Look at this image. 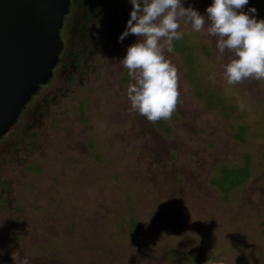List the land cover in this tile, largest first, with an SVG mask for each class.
<instances>
[{"label":"rangeland","instance_id":"obj_1","mask_svg":"<svg viewBox=\"0 0 264 264\" xmlns=\"http://www.w3.org/2000/svg\"><path fill=\"white\" fill-rule=\"evenodd\" d=\"M181 3L207 17L213 0ZM132 7L69 3L51 78L0 136V264H264V79L229 85L232 53L182 19L176 109L149 122L120 62ZM223 168L246 175L222 191Z\"/></svg>","mask_w":264,"mask_h":264},{"label":"clouds","instance_id":"obj_2","mask_svg":"<svg viewBox=\"0 0 264 264\" xmlns=\"http://www.w3.org/2000/svg\"><path fill=\"white\" fill-rule=\"evenodd\" d=\"M130 3L133 6L130 18L118 40L122 42L132 34L137 41L128 46L120 62L134 80L127 88L131 109L149 122L171 119L176 109L179 77L176 67L165 58V49L171 51L173 40L183 38L178 31L182 19L195 32H200L207 23V33L216 38L218 51L232 53L224 68L229 85L247 78L264 79V19L256 18L254 7L248 12L242 10L248 0H213L206 9L207 17L191 6L184 7L181 0H130ZM12 259L29 264L19 253L12 254ZM206 264L218 261L208 259Z\"/></svg>","mask_w":264,"mask_h":264},{"label":"water","instance_id":"obj_3","mask_svg":"<svg viewBox=\"0 0 264 264\" xmlns=\"http://www.w3.org/2000/svg\"><path fill=\"white\" fill-rule=\"evenodd\" d=\"M69 0H0V136L50 77Z\"/></svg>","mask_w":264,"mask_h":264},{"label":"trees","instance_id":"obj_4","mask_svg":"<svg viewBox=\"0 0 264 264\" xmlns=\"http://www.w3.org/2000/svg\"><path fill=\"white\" fill-rule=\"evenodd\" d=\"M93 0H69L70 4L73 3H85L89 4ZM88 15V12L85 13V16ZM179 48V46H177ZM238 136H241L240 134ZM246 175L245 170H227L225 168L222 169L221 176L218 179L217 186L220 190H228L230 187L234 186L235 184H238L241 179L244 178Z\"/></svg>","mask_w":264,"mask_h":264},{"label":"flooded vegetation","instance_id":"obj_5","mask_svg":"<svg viewBox=\"0 0 264 264\" xmlns=\"http://www.w3.org/2000/svg\"><path fill=\"white\" fill-rule=\"evenodd\" d=\"M84 5H88V4H85L84 3ZM68 6H69V3H68ZM68 8V7H67ZM68 10H66V12H67ZM66 12L64 13V14H66ZM86 12H88V10H85L84 11V13H83V16H84V18H88L89 17V12H88V15L87 16H85V13ZM63 19V18H62ZM62 24V23H61ZM58 35H59V33H58ZM68 55L71 57V62H72V64H73V66H74V68H77L78 67V56H77V54H75V53H73L71 50H69L68 51ZM58 56H57V61L56 62H58ZM54 67V66H53ZM53 67H52V69H53ZM52 69H51V73H50V77L49 78H51V75H52ZM40 86V85H39ZM38 86V87H39ZM32 97V95L30 96V98ZM30 100V99H29ZM28 102V101H27ZM27 102L24 104V106L27 104ZM23 106V107H24ZM23 107H22V109H23ZM22 109H21V111H22ZM20 111V112H21ZM19 112V113H20Z\"/></svg>","mask_w":264,"mask_h":264}]
</instances>
